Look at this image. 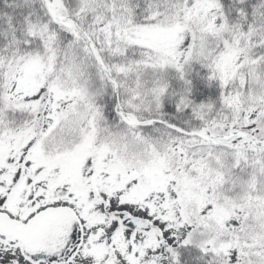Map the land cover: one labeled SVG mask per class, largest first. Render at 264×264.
Masks as SVG:
<instances>
[{"label":"snow or ice","instance_id":"snow-or-ice-1","mask_svg":"<svg viewBox=\"0 0 264 264\" xmlns=\"http://www.w3.org/2000/svg\"><path fill=\"white\" fill-rule=\"evenodd\" d=\"M0 264H264V0H0Z\"/></svg>","mask_w":264,"mask_h":264},{"label":"trees","instance_id":"trees-1","mask_svg":"<svg viewBox=\"0 0 264 264\" xmlns=\"http://www.w3.org/2000/svg\"><path fill=\"white\" fill-rule=\"evenodd\" d=\"M196 70L202 71L198 66ZM214 93L215 86H209V84L200 76L194 75V96L198 101L204 99L208 95H213Z\"/></svg>","mask_w":264,"mask_h":264}]
</instances>
